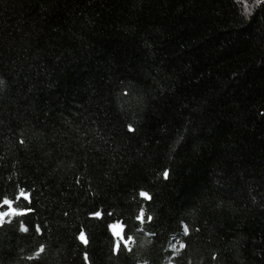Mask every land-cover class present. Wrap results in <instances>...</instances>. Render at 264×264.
<instances>
[{
  "label": "trees",
  "instance_id": "16d2710c",
  "mask_svg": "<svg viewBox=\"0 0 264 264\" xmlns=\"http://www.w3.org/2000/svg\"><path fill=\"white\" fill-rule=\"evenodd\" d=\"M8 206L0 264H264V0H0Z\"/></svg>",
  "mask_w": 264,
  "mask_h": 264
},
{
  "label": "rangeland",
  "instance_id": "374dc122",
  "mask_svg": "<svg viewBox=\"0 0 264 264\" xmlns=\"http://www.w3.org/2000/svg\"><path fill=\"white\" fill-rule=\"evenodd\" d=\"M261 0H259L260 2ZM257 2V0H238V4H239V7L242 11V13L245 15V16H248L250 15V13L252 12V10L254 9V7L259 3ZM247 9V11L245 10ZM2 213H7V215L4 216V219L10 217L13 213L12 209L8 206L6 208V210ZM112 232L114 233V235L116 237L119 236L120 234V228L118 227H112L111 228Z\"/></svg>",
  "mask_w": 264,
  "mask_h": 264
},
{
  "label": "snow or ice",
  "instance_id": "6c2138e0",
  "mask_svg": "<svg viewBox=\"0 0 264 264\" xmlns=\"http://www.w3.org/2000/svg\"><path fill=\"white\" fill-rule=\"evenodd\" d=\"M257 2H259V0H257ZM245 10L247 11V9H245ZM164 176H165V178H167L168 173L165 172V173H164ZM21 195H25L24 192H23V190H21ZM140 195H141V196H146L147 194L144 193V192H141ZM25 198L27 199V196H25ZM4 203H5V204H8L9 201H8V200H5ZM5 215H7V213H0V223H3V222H4V216H5ZM97 215H99V213H97ZM141 215H143V213H141ZM147 219H148L149 221H151L153 218H152L151 216H148ZM21 230H22V231H27V229L23 226V224H21ZM37 231H40L39 226L37 227ZM187 231H188V229L185 228V233H187ZM78 239H80V240H81L82 242H84V243H87V240L85 239V234H84L83 231L80 233V236L78 237ZM129 239H130V237H129ZM180 247L183 248L184 245L181 244ZM43 250H44V249L41 248L40 251H43Z\"/></svg>",
  "mask_w": 264,
  "mask_h": 264
}]
</instances>
